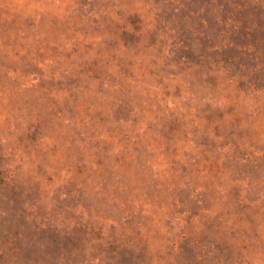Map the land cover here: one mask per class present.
Segmentation results:
<instances>
[{"label": "rangeland", "instance_id": "1", "mask_svg": "<svg viewBox=\"0 0 264 264\" xmlns=\"http://www.w3.org/2000/svg\"><path fill=\"white\" fill-rule=\"evenodd\" d=\"M0 264H264V0H0Z\"/></svg>", "mask_w": 264, "mask_h": 264}]
</instances>
